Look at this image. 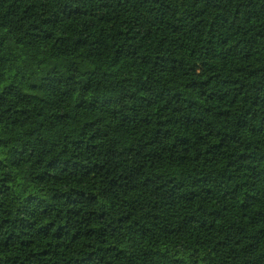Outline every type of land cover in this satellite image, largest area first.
<instances>
[{
	"label": "trees",
	"instance_id": "obj_1",
	"mask_svg": "<svg viewBox=\"0 0 264 264\" xmlns=\"http://www.w3.org/2000/svg\"><path fill=\"white\" fill-rule=\"evenodd\" d=\"M0 264H264V0H0Z\"/></svg>",
	"mask_w": 264,
	"mask_h": 264
}]
</instances>
